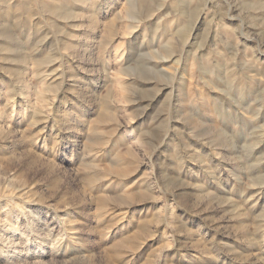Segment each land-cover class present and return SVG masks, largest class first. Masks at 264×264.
Returning a JSON list of instances; mask_svg holds the SVG:
<instances>
[{"label":"rangeland","instance_id":"obj_1","mask_svg":"<svg viewBox=\"0 0 264 264\" xmlns=\"http://www.w3.org/2000/svg\"><path fill=\"white\" fill-rule=\"evenodd\" d=\"M0 264H264V0H0Z\"/></svg>","mask_w":264,"mask_h":264},{"label":"bare ground","instance_id":"obj_2","mask_svg":"<svg viewBox=\"0 0 264 264\" xmlns=\"http://www.w3.org/2000/svg\"><path fill=\"white\" fill-rule=\"evenodd\" d=\"M129 4H130V3H129ZM256 9H257V8H256ZM95 10H96V9H95ZM35 12H36V11H35ZM128 14H129V13H128ZM5 33H6V32H5ZM9 35H10V34H9ZM181 35H182V34H181ZM165 47L167 48V47H169V46H166V45H165ZM169 48H170V47H169ZM5 54H6V53H5Z\"/></svg>","mask_w":264,"mask_h":264}]
</instances>
